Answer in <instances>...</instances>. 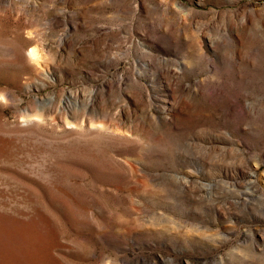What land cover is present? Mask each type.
I'll return each instance as SVG.
<instances>
[{
	"label": "rangeland",
	"instance_id": "obj_1",
	"mask_svg": "<svg viewBox=\"0 0 264 264\" xmlns=\"http://www.w3.org/2000/svg\"><path fill=\"white\" fill-rule=\"evenodd\" d=\"M0 264H264V0H0Z\"/></svg>",
	"mask_w": 264,
	"mask_h": 264
},
{
	"label": "bare ground",
	"instance_id": "obj_2",
	"mask_svg": "<svg viewBox=\"0 0 264 264\" xmlns=\"http://www.w3.org/2000/svg\"><path fill=\"white\" fill-rule=\"evenodd\" d=\"M29 55L33 57L35 55L34 51L30 50ZM157 63L162 71L158 76L159 79L161 78V85L163 87L164 94H162L161 96H157L155 98V101L157 102L158 111L159 113H161L159 116L162 118H167L168 115L166 113L169 114V111L174 110L175 105H178V96L180 94L181 96L184 95L185 98H188L190 100L194 96V93L187 88L188 85H182V82L179 78V76H181V74L179 73V70L181 69L180 67H173V64L165 59H158ZM180 91L182 93L179 94ZM81 99H83L87 103L86 100L90 101L91 97L85 98V96L82 95ZM242 168L243 162L237 156L233 157L230 163L219 165L220 171L225 175L231 174L232 172H241Z\"/></svg>",
	"mask_w": 264,
	"mask_h": 264
}]
</instances>
